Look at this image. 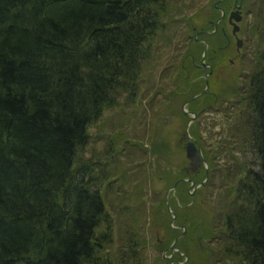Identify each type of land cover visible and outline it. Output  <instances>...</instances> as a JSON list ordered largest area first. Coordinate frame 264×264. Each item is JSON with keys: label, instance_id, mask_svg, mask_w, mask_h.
Wrapping results in <instances>:
<instances>
[{"label": "trees", "instance_id": "1", "mask_svg": "<svg viewBox=\"0 0 264 264\" xmlns=\"http://www.w3.org/2000/svg\"><path fill=\"white\" fill-rule=\"evenodd\" d=\"M200 1L0 0V264L96 262L111 231L100 230L108 217L101 192L108 172L80 156L88 128L106 109L137 107L143 99L155 104L165 88L179 108L202 92L204 78L193 76L203 73L195 65L204 49L199 39L209 45V92L187 106L199 114L228 113L226 147L234 143L252 150L256 160L249 167L233 160L211 172L185 167L166 175L167 186L176 184L180 192L174 210L182 205L187 210L174 223L186 226L184 237L193 239L197 251L182 247V237L176 243L189 257L187 264H264V47L254 46L251 70L218 83L214 72L230 45L222 32L224 20L214 34H206L221 16L215 6L212 13L191 14ZM260 1L244 0L256 17L244 33L257 41L264 38ZM216 4L229 9L232 0ZM171 52L179 60L168 74L172 78L152 94L149 78L162 58L173 59ZM155 109L152 116L162 117ZM177 113L183 125L191 116L181 109ZM164 141L162 148L150 145L157 159L168 149ZM216 168L232 169L224 177ZM236 168L246 169L237 176ZM217 174L218 189L229 190L215 196L214 214L197 201L204 210L197 216L188 204L194 200L189 182L207 177L214 183ZM166 203L164 197L168 253L178 230L169 223ZM203 239L212 245L211 255Z\"/></svg>", "mask_w": 264, "mask_h": 264}, {"label": "rangeland", "instance_id": "2", "mask_svg": "<svg viewBox=\"0 0 264 264\" xmlns=\"http://www.w3.org/2000/svg\"><path fill=\"white\" fill-rule=\"evenodd\" d=\"M253 2L252 9L255 7V1ZM257 5L256 9H258ZM213 7L212 0H202L191 11V14L198 11L212 13ZM260 7L262 10L259 13L264 19V0L260 1ZM242 10L243 20L238 25L240 28L242 26L252 27L256 21L255 14L248 13L250 10L248 6H243ZM223 25L231 39V46L227 54L223 53L224 60L218 63L217 71L214 72L218 83L220 81L227 82L233 74H236L237 77L240 76L246 68L251 70L254 65L253 62H250L254 60L252 55L254 46L258 51L264 47V38L257 41L254 36L249 38V35L240 30L238 37L243 40V45L239 50H236L235 39L231 36L232 27L227 24L226 18ZM171 55L173 59L166 56L156 63V70L155 72L153 70V74H151L153 78H149L150 82L148 83L152 94L155 89L164 88L172 78L168 74H171L175 63L177 64L179 60L176 57L177 52H171ZM201 61L202 58L195 65L199 66ZM204 63L210 66L206 55ZM210 67L200 69L203 72L202 75L198 77L193 74L194 78H204V74L209 71ZM164 91L157 97L155 104H152L151 100L146 102L143 99L142 102L138 100L141 103L137 107L130 105L106 109L100 119L88 128L89 141L82 149L80 156L84 158V161L96 162L97 168H103L108 172V178L101 185L108 217L106 214L100 230L102 233L107 232L108 228L111 230H109L110 235H108L109 232L106 233L108 240L97 255L94 264H187L189 257L187 258L181 253L176 256L175 251L178 249L181 252V246L189 248L193 246L192 252L195 253L197 248L191 243L193 239L184 237L186 226L174 223L178 214L185 213L187 210L182 208L184 205L178 211L174 210V201L181 202L180 192L176 184L167 186L166 175H177L178 171H183L185 167H190L186 169L198 172L200 167L204 166L206 171L211 172L212 167H228L233 164V160L238 161L237 163H241L242 166L245 164V167H249L256 160V154L252 150L235 146L234 143H230L228 148L226 147L228 123L225 122L228 120V113L216 114L203 111L199 114L193 110L190 111L187 103L184 108L188 111L187 116H191L187 117L189 120H186L183 125L184 121L181 117L179 118L177 112L178 109L183 111L184 102L180 104L181 108H179L178 102L169 101V93L166 92V88ZM149 97H151L150 94ZM155 108L158 111L162 110V117L152 116V110ZM193 113L196 114V117L190 121ZM186 130L200 147L201 162L194 166L190 165V159L185 154V143L188 140L184 135ZM164 139L168 142V149L163 150L164 156L157 159L156 155L150 151V145L153 142L155 147L162 148ZM222 141H224L226 149L223 148ZM160 147L155 150L159 151ZM216 169H222L221 174L225 177V173L232 168ZM245 169L236 168L233 172L240 176L245 172ZM221 174L214 177V183L208 181L207 177L203 179L204 185L201 184L203 181L193 182L191 180L189 182V192L194 200L188 204H191L190 211L197 216L198 213L204 212L203 208L209 209L214 214L218 209L215 196L218 192H228L229 189L224 186L218 189L221 183L219 181ZM184 180L189 179L184 178ZM164 197L168 202L166 208L172 216L169 223L172 228L178 230L176 237L182 235L184 238L183 244L182 240L180 241L181 246L176 243L177 238L172 241L177 249H171L174 254L170 261H166L164 256V254L171 256L170 251L167 254L164 251V244L167 240V232L163 226L165 208L162 204ZM229 198L230 196L227 197V199ZM186 199L188 200V198ZM197 201L203 208L197 204ZM209 222L211 223V218ZM203 246L210 250L211 255L212 245L205 243ZM194 262L199 263V260L195 258ZM209 264L218 263L211 260Z\"/></svg>", "mask_w": 264, "mask_h": 264}, {"label": "water", "instance_id": "3", "mask_svg": "<svg viewBox=\"0 0 264 264\" xmlns=\"http://www.w3.org/2000/svg\"><path fill=\"white\" fill-rule=\"evenodd\" d=\"M215 7H216V5H215ZM240 7H241V3L240 4H235V11L231 12L229 14V16H228V21L233 25L232 34H235V32L239 29L237 24L242 20V14H241V11H240ZM223 17H224V12L222 11L220 19H222ZM215 29H216V24H215ZM214 31H211V32H208V33L211 34ZM203 42L205 44V49H204L203 54H202V61H201L200 65H199L201 69H205L207 67H210L208 64L204 63V59H205L208 43L206 41H203ZM236 46L239 49L242 46V40L237 38L236 39ZM211 73H212V70H211V67H210L209 71L204 74V80H205V83H206L204 90L202 92L198 93L197 95H195L192 99H188V100H186L183 103L182 107H183V112L185 114L188 111L184 108L185 107L184 105L189 103L191 100L196 99V98H198V97H200L203 94L208 92V76ZM195 117H196V114L193 113L190 121H193L195 119ZM184 135H185V138L188 139L186 141V143H185V154H186V157L190 159V165L191 166L197 165L198 163L201 162V155L199 153V148L200 147L195 142V140L191 137V135L188 133L187 130H186V133ZM173 219H175V216H173Z\"/></svg>", "mask_w": 264, "mask_h": 264}, {"label": "flooded vegetation", "instance_id": "4", "mask_svg": "<svg viewBox=\"0 0 264 264\" xmlns=\"http://www.w3.org/2000/svg\"><path fill=\"white\" fill-rule=\"evenodd\" d=\"M214 1V0H213ZM221 0H216L215 1V5H216V3H219ZM224 1H226V0H224ZM241 3V7H240V11H241V14L243 13V6L245 5V3H244V0H232V5L231 6H227V8H229V9H226V8H222V7H215V9L216 10H219L220 11V15L222 14V11L224 12V17L222 18V19H218V20H216L213 24V27H214V29H213V31L214 32H212L211 34H214L216 31H217V27H218V24H219V22H221V21H223L225 18H226V21H227V24L228 25H230L232 28H233V25L228 21V16H229V14L231 13V12H234L235 11V4H240ZM225 7V6H224ZM245 7V6H244ZM221 17V16H220ZM242 20H243V15H242ZM242 20L238 23V24H241L242 23ZM233 21V20H232ZM215 24H216V29H215ZM237 24V25H238ZM238 27H239V29L235 32V34H232V31H231V36H232V38L233 39H235V45H236V39L238 38V39H240V40H242L241 38H239L238 37V34H239V32H240V30H246V27L245 26H242V28H240V26L238 25ZM211 32V31H210ZM222 32H223V35H224V37L226 38V40H227V44H229L230 46H231V39H230V37H229V35H228V33L226 32V30L222 27ZM200 33V32H199ZM198 34V33H197ZM206 34H208L209 35V33L208 32H206ZM210 34V35H211ZM202 43H204L203 41H206L205 39H199ZM198 40V41H199ZM207 42V41H206ZM208 43V42H207ZM242 45H243V40H242ZM242 47V46H241ZM240 47V48H241ZM239 48V49H240ZM204 49H205V44H204ZM204 49H203V51H204ZM209 49V45L207 46V50ZM238 48H237V46H236V50H239ZM206 50V51H207ZM211 70H212V68H211ZM182 226H184V225H182ZM186 227H185V233H186ZM179 237H182V235H180V236H178V237H176L175 236V238H179ZM174 240V239H173ZM206 242H208V240L206 239L205 240V243ZM164 251H166V254H167V248H164ZM170 257L168 256H166L165 254H164V256L166 257V258H171V259H173L172 258V256H173V254H174V251H172V250H170Z\"/></svg>", "mask_w": 264, "mask_h": 264}]
</instances>
